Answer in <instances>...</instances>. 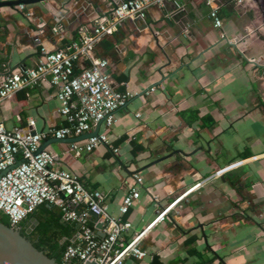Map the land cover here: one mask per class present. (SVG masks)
<instances>
[{
	"label": "crops",
	"instance_id": "obj_1",
	"mask_svg": "<svg viewBox=\"0 0 264 264\" xmlns=\"http://www.w3.org/2000/svg\"><path fill=\"white\" fill-rule=\"evenodd\" d=\"M112 1L125 0L1 7L0 64L15 73L34 67L40 46L55 51L75 41L79 28L93 27ZM181 2L178 9L171 1L153 5L145 18L122 21L95 45V57L108 60L113 86L132 93L116 110L115 123L99 126L108 144L79 156L68 143L45 149L55 153L56 168L102 192L115 218L132 172L142 176L139 198L122 217L130 223L125 239L180 197L145 232V264L153 255L163 264L177 258L197 264L185 245L190 237L205 258L217 255L210 264H221L219 258L225 264H264V0H215L221 28L213 26L204 0ZM55 93L48 82L18 91L0 106V121L9 129H27L32 119L37 131L65 125ZM41 211L29 215L38 225ZM90 220L95 221L91 215Z\"/></svg>",
	"mask_w": 264,
	"mask_h": 264
},
{
	"label": "built area",
	"instance_id": "obj_2",
	"mask_svg": "<svg viewBox=\"0 0 264 264\" xmlns=\"http://www.w3.org/2000/svg\"><path fill=\"white\" fill-rule=\"evenodd\" d=\"M166 1H171L176 9L183 5L181 0H125L113 4L93 27H80L78 38L62 49L52 51L40 46L34 67L15 73L7 63L0 64V106L18 91L44 82L56 88L58 111L65 125L37 131L32 119L28 120L27 129H9L0 121V216L7 218L11 228L20 229L29 215L46 203L57 208L63 221L79 225L60 264H123L130 257L144 259L147 253L140 244L145 232L164 220L180 199L159 211L144 230L125 239L130 223L122 217L139 198L143 181L139 173L132 172V183L119 206L120 215L115 218L107 211L102 192L87 188L79 175L56 168L57 157L52 151L44 148L37 152L46 139L77 137L94 132L99 125L109 128L115 123L116 110L126 104L132 93L113 86L106 71L108 60L95 57L94 47L102 38L113 34L122 21L143 19L151 6L163 7ZM234 1L241 3V0ZM204 2L210 7L208 16L213 26L221 28L222 19L215 0ZM18 7L24 10L25 5ZM34 40L39 42L38 37ZM32 129L36 130L35 134H31ZM108 142L107 134L98 131L97 135L70 143L69 150L79 156ZM90 212L97 216V221L90 220ZM98 222L102 223L103 236L97 233Z\"/></svg>",
	"mask_w": 264,
	"mask_h": 264
},
{
	"label": "water",
	"instance_id": "obj_3",
	"mask_svg": "<svg viewBox=\"0 0 264 264\" xmlns=\"http://www.w3.org/2000/svg\"><path fill=\"white\" fill-rule=\"evenodd\" d=\"M47 0H14V1H1V7H16L19 5H32L41 3ZM113 4V1H112ZM100 126V125H99ZM99 126L96 127L94 132L86 133L77 137L57 139L51 138L40 145L37 152H41L47 144L50 143H72L84 140L90 136L97 135ZM31 134H35L36 130L32 129ZM106 144V143H103ZM19 162V161H18ZM18 163L14 164L16 166ZM90 215L95 221L98 220L97 216L90 212ZM38 225V221L34 216H31L20 229H14L10 226H6L0 222V264H60L53 258L46 256L41 250L36 248L32 242L27 239L25 235L30 234ZM79 228V225H76ZM98 229L97 233L100 236L104 234L101 232L102 223L96 224ZM21 231H24L22 234Z\"/></svg>",
	"mask_w": 264,
	"mask_h": 264
},
{
	"label": "trees",
	"instance_id": "obj_4",
	"mask_svg": "<svg viewBox=\"0 0 264 264\" xmlns=\"http://www.w3.org/2000/svg\"><path fill=\"white\" fill-rule=\"evenodd\" d=\"M249 153H245V156ZM44 217H39V225L34 230L32 236L27 237L32 244L41 250L49 258L55 259L56 262L61 263L63 253L66 247L72 243V239L77 232L76 224L71 222L61 221L60 214L54 211V206L50 204H42L39 206ZM34 212V211H33ZM26 221V220H25ZM22 223V225L25 223ZM0 222L6 226H9V222L5 216H0ZM57 226V228H54ZM195 242V237H190L185 244L188 247L190 255H196L199 258L197 264H210L216 258L217 255H212L210 258H205L203 254L199 253L195 247L191 246ZM182 261L181 258H177L171 263H178ZM221 264H225L222 258H219ZM123 264H141V261L130 257L125 260ZM148 264H163L158 255H153Z\"/></svg>",
	"mask_w": 264,
	"mask_h": 264
},
{
	"label": "rangeland",
	"instance_id": "obj_5",
	"mask_svg": "<svg viewBox=\"0 0 264 264\" xmlns=\"http://www.w3.org/2000/svg\"><path fill=\"white\" fill-rule=\"evenodd\" d=\"M241 140H242V139H241ZM240 148H241L240 144L237 145L236 148H234L233 150L230 151L229 156H233V155H235V152L238 151V150H240ZM249 167H251V166H249ZM148 259H149V255H147L146 257H144V259L142 260V264L147 263ZM160 259H161V258H160ZM167 259H168V258H167ZM167 259H166V260L164 259V261L166 262ZM161 261H162V260H161ZM168 263H169V262H166V264H168ZM175 264H181V262H178V263H175Z\"/></svg>",
	"mask_w": 264,
	"mask_h": 264
},
{
	"label": "flooded vegetation",
	"instance_id": "obj_6",
	"mask_svg": "<svg viewBox=\"0 0 264 264\" xmlns=\"http://www.w3.org/2000/svg\"><path fill=\"white\" fill-rule=\"evenodd\" d=\"M170 205V204H169ZM31 216H29V218H30ZM29 218H27L26 220H28ZM35 230V229H34ZM34 230L30 233V234H27V235H25L26 237H30V236H32V234L34 233ZM22 232V234H24V231H21ZM28 239V238H27Z\"/></svg>",
	"mask_w": 264,
	"mask_h": 264
},
{
	"label": "bare ground",
	"instance_id": "obj_7",
	"mask_svg": "<svg viewBox=\"0 0 264 264\" xmlns=\"http://www.w3.org/2000/svg\"><path fill=\"white\" fill-rule=\"evenodd\" d=\"M186 195H187V194H186ZM174 205H175V204H174ZM174 205H172V207H173ZM172 207H171V208H172ZM171 208H170V209H171Z\"/></svg>",
	"mask_w": 264,
	"mask_h": 264
}]
</instances>
